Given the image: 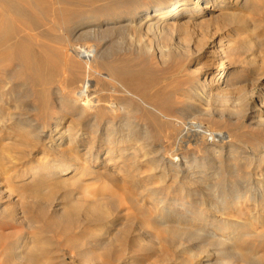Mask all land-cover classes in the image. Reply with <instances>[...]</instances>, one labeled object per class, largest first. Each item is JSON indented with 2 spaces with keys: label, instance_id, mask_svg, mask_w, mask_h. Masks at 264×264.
Returning a JSON list of instances; mask_svg holds the SVG:
<instances>
[{
  "label": "rangeland",
  "instance_id": "1",
  "mask_svg": "<svg viewBox=\"0 0 264 264\" xmlns=\"http://www.w3.org/2000/svg\"><path fill=\"white\" fill-rule=\"evenodd\" d=\"M79 1L80 7L69 4L67 8L79 11L80 15L85 16L87 13L91 17H102L118 14V12L133 14L137 10L155 5L159 0ZM219 1L217 5L219 4L220 10L223 12L220 11L221 15L209 12L207 9L205 10L207 14L203 15L204 18L196 19L191 16L180 18L172 24L165 25L163 31L160 34H155L156 36L148 34L140 37L133 31L116 32L115 34L109 31L102 35V42L88 36L69 40L72 47L80 50L100 48L103 56L101 55L100 59H97L99 66L102 64L105 69H121L125 77L130 80L132 93L138 95L146 93V106L150 104L149 107L153 106L168 115L172 124L175 122L178 127L167 130L172 141L158 142L157 129L153 127L152 122L145 119L146 113L142 112L141 116L146 121L139 117L138 123L148 125L151 142L155 143V146L161 145L166 149L175 148L174 139L180 137L181 131L183 135L186 132L181 123H187L192 118L196 119L209 131L222 133L231 141L228 143L226 142L228 140L225 139L224 147H221V142L196 143L186 139L191 147L189 146L187 149L185 145L183 154L185 152L184 156L187 157L189 163H192L193 160V162L197 161L195 163L201 164L210 159L211 165H207V172L216 171V173H220L221 177L219 178L221 179L224 178L222 174H225L223 172L226 171L225 168L229 161L226 157L222 159L215 156L216 162L215 158H209L208 150L211 147L216 152H223L224 155H227L229 150L234 151L233 155H237L241 151L243 157L254 153L255 155H251L255 160L254 166H249V168L245 166L243 171L250 173L255 182L257 179L264 183V6L251 10L254 0H247L244 4L240 0ZM209 5V9H213L215 6L214 3ZM62 7V5H58L57 9L61 10ZM224 15H234L235 18L229 20L224 18ZM77 19L71 20V22H75ZM52 29L56 36L53 39V45L66 46L64 41L68 34H65L62 26H55ZM244 39L252 40L254 46L250 50L241 48ZM77 63L79 74L82 77H88L83 63L81 61ZM221 64L228 67L224 74L225 78L220 79L212 87H208L205 84L208 83L209 76L218 72ZM89 76L92 78L91 75ZM104 77L105 75H103ZM19 82L20 75L17 73L13 83ZM95 84L96 80L94 79L92 85ZM203 89L209 91L208 96H201ZM22 95L21 98L27 101V106L23 109L20 103L12 102L10 106H7L9 110L5 108V112L15 113L21 117H36L32 108L37 104V97L29 100L25 98L26 93ZM15 106L18 108L15 109ZM70 120L71 117L65 119L63 125ZM159 120L160 118H157L156 122ZM160 121L163 124L166 122L163 119ZM0 127V162L4 168L0 169L1 234L12 235L14 230L17 231L14 229L16 227H20L18 229L21 233L28 230L29 234H34L44 230L47 224L56 223L58 226L56 231L61 238L54 236L53 233L44 236L49 240L47 249L50 251V261L48 264H167L165 250L168 247L163 241L164 226L162 224L160 226L154 220V217L160 212V206L155 205V199L165 200L167 197V201L177 202L179 200L178 182L172 175L166 176L167 160H163L162 166L160 164L159 168H155L154 165L158 159L151 161L150 156L153 155H148L146 159L137 158V156H141L137 150L135 153L138 155L135 158L128 155L121 158L117 155L115 163L110 164L109 160L101 155L100 163L87 164V169L91 172L90 176L83 177L81 183L75 187L62 186L51 200L45 201L42 205L35 203L37 201L29 196V188L34 186V179L29 175L32 168L38 164L37 158L48 154L49 162L45 165L46 167L57 159L51 152L43 148L44 141L46 143V138L49 136L48 129L42 133V143H37L26 137L12 121L6 119L0 123ZM62 127L64 129V126L61 125L60 128ZM66 143L63 141L57 149L65 148ZM172 143L173 146H171ZM130 146L127 144V147ZM67 160L64 161L67 165L75 163L73 158ZM24 172L27 175L23 174ZM16 174L17 176H15ZM36 175L42 177V169H38ZM98 177L100 179H97ZM213 181H205L202 188L192 187L195 194L190 196V201L193 204L196 203L197 212H200L199 214H202L204 218L205 224L203 222L201 224L206 225L210 222L222 227L230 220L236 222L231 209L223 212L216 208H209L208 191L205 188ZM79 186L80 188H78ZM44 192L45 190L42 191V193ZM71 198L77 201L83 200V202H87V200L101 202L106 209L108 208L109 219L107 218L103 222H94L85 219L79 213L70 214L68 212L67 214L65 205ZM101 199L102 201H100ZM133 199L138 202L137 208L131 205ZM243 207L245 214L250 212L249 214L252 215L248 217L244 215L246 223L251 222V226H248V223L246 224L244 221L245 226L248 227L244 226L245 230L251 231L256 226V218L264 219V205L261 209H256L253 204L247 202V205L245 203ZM252 217L254 220L251 219ZM108 220L110 223L114 222L115 225V229L110 232L106 229ZM26 224L33 225L32 229H29ZM121 238H123L122 242L119 241ZM99 239L100 241H98ZM99 242L104 243V246L100 247ZM259 245L263 252L260 251V256L264 260V242ZM0 263L22 264L14 259L12 253L5 257L1 256Z\"/></svg>",
  "mask_w": 264,
  "mask_h": 264
},
{
  "label": "bare ground",
  "instance_id": "2",
  "mask_svg": "<svg viewBox=\"0 0 264 264\" xmlns=\"http://www.w3.org/2000/svg\"><path fill=\"white\" fill-rule=\"evenodd\" d=\"M240 1H243V4L247 2V0ZM169 2L170 0H159L155 5L137 10L133 14L118 12V14L102 17H91L87 13L84 16L80 15L79 11L67 8L69 4L80 7L79 0H0V123L6 119L12 121L26 137L37 143H42L41 137L44 130L48 129L49 131L48 138L44 136L48 141L46 140V143L44 141L43 148L51 152L57 159L46 167L49 155L44 154L37 158L38 164L32 168L29 175L34 179V186L29 188V196L37 201L35 203L43 205L45 201L51 200L62 186H77L83 177L91 175L87 164L100 163L101 155L109 160V164L115 163L117 155L121 158H125L127 155L135 158L139 153L141 156L139 155L137 158L142 159L153 155L150 156L151 161L158 159V162H155V168L160 164L162 166V161L167 160L166 176L172 175L179 185L177 190L179 200L177 202L167 201V197L165 200L154 198L155 205L160 206V210L156 208L160 212L154 217V220L157 224L164 226L163 241L168 247L165 250L167 264H264V260L260 256L261 246L259 245L264 242V219L256 218L257 227L246 231L245 227L247 226L245 225L248 223V226H251V222L246 223L247 220H244V217L251 214H249L250 212L245 214L243 209L247 202L253 204L256 209H261L264 205V183L256 178L257 182H255L250 173L243 171L245 166L249 168L255 163L251 157L255 154L251 153L243 157L241 151L238 152L239 154L233 155L234 151L229 150L227 155H224L223 152H216L210 146L209 158L216 156L224 159L226 157L229 161L225 168L226 171L223 172L225 174H222L223 179L219 178L221 177L220 173L218 174L216 171L207 172L210 159L206 158L207 160L201 164L195 163L197 162L195 160V162L192 160V163H189L187 157L184 156L185 152L183 154L185 145L187 149L190 146L186 139L196 143L221 142V147H224L225 139L228 140L226 141L228 143L231 141L222 133L209 131L201 122L193 118L187 123H181L186 132L183 135L181 131L180 137L174 139L175 148L166 149L161 145L155 146V143L151 142L148 125L139 124L138 118L142 117L143 121L152 122L151 124L158 132V142L165 143L171 140L167 133L169 128L176 129L178 127L175 122L172 124L168 115L153 106L149 107L150 104L146 106V93H142V95L132 93L130 80L125 77L121 69H105L102 64L99 66L97 59H100L103 53L100 48L80 50L70 44L69 39L77 40L87 36L102 42V35L109 31L112 34L133 31L140 37L148 34L154 36L157 33L160 34L165 25L172 24L180 18L191 16L202 19L207 14L205 12L207 9L209 12L217 14L221 11L219 4L217 5L219 0H172L170 4ZM213 3L215 5L213 9H209V4ZM58 5L63 6L61 10L57 9ZM263 6L264 0H254L251 10L263 8ZM76 18L78 19L75 22H71ZM224 18L232 20L235 16L224 15ZM55 26H62L65 34H68L64 41L66 46L53 45V39L56 36L52 28ZM137 45L139 44L137 43ZM242 46L241 48L244 50H250L254 45L252 40L244 39ZM79 61L83 63L88 77H82L79 74L76 66ZM227 70L228 67L221 64L218 72L211 74L205 85L212 87L220 79H224ZM17 73L20 75V82L15 84L13 80ZM103 75H105L104 78ZM94 79L96 84L92 85ZM24 93H26V96L24 95L26 99L30 100L34 97L38 99L36 106L32 108L36 115L34 118L5 112L9 110L7 106H10L12 102L20 103L24 109L27 106V101L21 98ZM198 94L200 95V93ZM208 95L207 89L201 91L202 97ZM16 108L18 107L15 106ZM143 111L146 113V120L141 116ZM70 117L71 120L63 125L64 120ZM157 118L166 122L164 124L160 120L156 122ZM61 125L64 126V129L60 128ZM63 141L67 142L66 149H57ZM127 144L131 146L127 147ZM132 146L135 148H131ZM136 150L138 153H135ZM71 158L75 163L65 164V159L69 161ZM214 161L216 162V158ZM0 163V169H2L3 164ZM38 169H42V177L36 175ZM8 172L10 173V171ZM23 174L27 175L26 172ZM207 180L215 181L209 183L210 185L205 188L208 191L209 208H216L223 212L231 209L236 222L230 220L222 227L210 222L206 225L201 224L204 218L202 214H199L200 212H197L198 207L196 208V203L193 204L190 201V196L195 194L193 186L202 188L201 186ZM44 190L45 192L42 193ZM81 195L83 196L82 193ZM152 195L155 196V194ZM131 205L137 208L138 202L134 200ZM107 209L98 201L83 202V200L77 201L73 198L65 205L67 214L68 212L70 214L79 213L85 219L94 222L105 221L110 216ZM254 211L256 212V210ZM203 223L205 224V222ZM106 225L108 232L115 229L114 222L110 223L108 220ZM26 226L29 229L33 227V225L27 224ZM57 227L56 223H50L44 230L34 234H29L28 230L27 233L19 232L18 228L20 227L14 228L17 231L14 230L12 235H3L0 232V257L12 253L14 259L22 264H48L50 261V251L47 249L49 240L44 236L53 233L54 236L61 238L56 231ZM121 233L119 234L121 235ZM98 241L95 242L98 243ZM119 241L122 242L123 238ZM99 244L100 247L104 246L102 242ZM96 250L98 249L96 248Z\"/></svg>",
  "mask_w": 264,
  "mask_h": 264
}]
</instances>
